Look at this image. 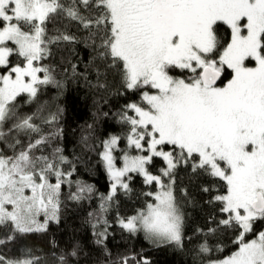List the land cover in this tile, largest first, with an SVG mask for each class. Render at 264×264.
Masks as SVG:
<instances>
[{
  "label": "snow or ice",
  "instance_id": "6c2138e0",
  "mask_svg": "<svg viewBox=\"0 0 264 264\" xmlns=\"http://www.w3.org/2000/svg\"><path fill=\"white\" fill-rule=\"evenodd\" d=\"M57 17L85 30L91 42L86 46L106 70L115 71L124 90L139 94V102L120 113L127 126L123 154L118 159L122 137L116 135L97 152L110 190L88 213L95 243L104 245L105 214L118 191H131L135 173L154 190L144 193L150 199L136 214L117 217L119 226L143 232L153 244L183 247L185 214L176 193V172L183 166L194 176L212 177L217 186L215 192L201 187L220 214L211 217L205 237L222 229L235 237V249L222 258L208 256L213 249L207 239L199 243L202 264H264V231L253 227L264 220V0H0V144L11 149V155L0 150V247L59 223L64 185L68 199L78 203L95 192L82 180L71 190L78 169L73 164L66 170L64 149L53 145L62 136V110L49 111L45 103L30 114L18 111V99L36 102L41 86L62 88L45 61L55 46L74 44L77 37L59 28L50 34ZM71 67L75 74L76 65ZM101 75L97 68L98 87L105 88ZM91 129L87 125L81 136L86 149ZM103 251L110 256L106 246ZM78 253V247L52 251L49 260L22 247L15 256L0 252V264H69ZM108 264L150 261L124 255Z\"/></svg>",
  "mask_w": 264,
  "mask_h": 264
},
{
  "label": "trees",
  "instance_id": "16d2710c",
  "mask_svg": "<svg viewBox=\"0 0 264 264\" xmlns=\"http://www.w3.org/2000/svg\"><path fill=\"white\" fill-rule=\"evenodd\" d=\"M55 28L61 31L67 30L77 37V42L74 44L62 43L55 46L52 57L45 61L54 69V76L62 82V88L41 86L36 102L26 103V96L18 99V111L22 115L30 114L36 110L38 104L45 103L49 111L54 112L57 108L62 110L59 117L62 136L54 140L53 145L64 149V155L69 160V164L65 165L66 170L73 164L78 169L72 177L71 190H75L76 180H82L93 185L95 192L90 200L85 199L78 203L68 199L70 189L68 185H64L59 223L50 222L46 232L28 234L14 244L0 247V252L15 256L22 247H27L37 255L50 260L52 251L59 254L61 251L69 252L73 247H78V256L69 257V264H108L110 260L115 261L124 255L146 257L150 264H202L196 246L207 239L213 249L208 254L210 258H222L230 254L235 249L232 243L235 237L231 229H222L215 235L207 237L204 235L211 224V217L215 216L219 219L220 216L218 207L208 203L210 195L201 191V187L205 185L213 187V192L217 190L213 178L204 175L194 176L190 168L186 169L183 166L176 172V193L185 214L183 247L153 244L140 232L131 234L117 224L118 216H131L143 208L150 199L144 193L154 190L153 186L145 185L143 178L137 174H130L131 191L127 193L123 190L118 191L109 211L105 214V219L108 221V235L104 245L95 243L96 238L92 228L94 221L88 213L97 211L99 196L107 195L110 185L97 152L102 150L101 142L113 135L121 136L119 145L124 146L126 140L123 136L127 126L120 122V113L126 104L139 102V94L126 91L120 86L115 71L106 70L93 49L86 46L91 43L86 39L88 33L75 22L57 17L49 24L50 34ZM12 60L16 62L17 58L12 57ZM73 64L76 65L75 74L72 72ZM97 68L102 73L99 83L106 84L105 88L98 87ZM87 125H92V129L91 147L86 149L81 144V136L87 130ZM4 131H7V128ZM44 131L47 132L49 129L44 126ZM20 138L24 142L27 141V137ZM0 150L11 155V149L4 144H0ZM50 150L47 149L45 154ZM159 166L160 161L157 160L151 170L155 172ZM181 189L187 190L186 197L181 193ZM102 227L98 230H102ZM253 227L256 232L264 231V220L255 221ZM198 228L203 229V232L198 233L196 231ZM4 232L5 230L0 229V238H3ZM249 238H252V234H249ZM53 242L56 244L55 248L52 247ZM104 246L107 247L110 256L103 251ZM217 247L222 248L223 251H217Z\"/></svg>",
  "mask_w": 264,
  "mask_h": 264
},
{
  "label": "rangeland",
  "instance_id": "374dc122",
  "mask_svg": "<svg viewBox=\"0 0 264 264\" xmlns=\"http://www.w3.org/2000/svg\"><path fill=\"white\" fill-rule=\"evenodd\" d=\"M127 148V142L124 144V146H121V145H119V148H118V150H117V152H116V155H117V157H118V159H119V157L123 154V152L121 151V150H123V149H126ZM132 154H135L134 152L132 153ZM102 167H104L103 166V164H102ZM107 174V173H106ZM132 174H135V173H132ZM108 177V176H107ZM109 190H110V185H109V188H108ZM108 193V192H107ZM43 218L41 217V220H42ZM117 224H118V222H117ZM119 225V224H118ZM143 236H144V234H143V232H140Z\"/></svg>",
  "mask_w": 264,
  "mask_h": 264
}]
</instances>
